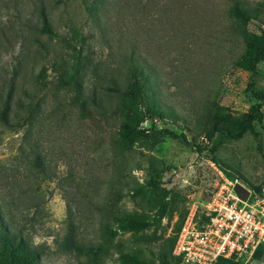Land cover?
Instances as JSON below:
<instances>
[{"label":"rangeland","instance_id":"obj_1","mask_svg":"<svg viewBox=\"0 0 264 264\" xmlns=\"http://www.w3.org/2000/svg\"><path fill=\"white\" fill-rule=\"evenodd\" d=\"M245 31L264 35V0H0V222L19 255L183 264L173 248L190 203L228 183L258 193L264 104L245 132L213 128L216 113L261 104L237 65ZM134 69L162 114L146 127L188 143L119 136ZM253 81L264 92V59ZM236 264H264V242Z\"/></svg>","mask_w":264,"mask_h":264},{"label":"built area","instance_id":"obj_2","mask_svg":"<svg viewBox=\"0 0 264 264\" xmlns=\"http://www.w3.org/2000/svg\"><path fill=\"white\" fill-rule=\"evenodd\" d=\"M234 184L192 202L181 224L173 255L183 264H215L218 259L239 263L264 242V185L258 193L245 188V202Z\"/></svg>","mask_w":264,"mask_h":264},{"label":"trees","instance_id":"obj_3","mask_svg":"<svg viewBox=\"0 0 264 264\" xmlns=\"http://www.w3.org/2000/svg\"><path fill=\"white\" fill-rule=\"evenodd\" d=\"M40 14L43 26L41 32L50 37L56 36L55 32L51 29L47 15L42 8ZM238 16L243 21H248L250 19V16L246 12H238ZM74 33L78 35L76 31H74ZM244 42L245 51L240 56L237 65L240 69L250 73V91L255 98L261 101V104L256 105L248 113L237 117H233L230 114L216 113L213 128L220 123H227L238 127L240 132H245L252 127L254 122L260 121L263 117L261 105L264 104V92L255 89L253 77L256 74L257 65L264 59V35H257L245 31ZM134 70L135 71L132 74L133 83L125 94V105L129 114L126 121L119 128V136L122 139L133 140L145 137L151 133L156 144L162 142L165 137L181 139L185 143H188L185 135H178L168 129H161L153 125H150L149 127L145 126L144 129H141V126L148 123L149 119L155 117L161 118L162 114L154 109L149 103L144 87L135 83L134 79L137 77L138 71L137 69ZM7 113L8 104L6 103L4 109L0 112V122L4 125L7 124ZM0 229L2 230L0 231V264H34L38 260L36 254L29 253L20 256L19 253L22 249V242L20 240L15 241V238L9 235L7 229L2 227L1 222ZM177 259L180 260L179 258ZM215 264H236V262L220 258Z\"/></svg>","mask_w":264,"mask_h":264},{"label":"water","instance_id":"obj_4","mask_svg":"<svg viewBox=\"0 0 264 264\" xmlns=\"http://www.w3.org/2000/svg\"><path fill=\"white\" fill-rule=\"evenodd\" d=\"M145 126L146 124L142 125L141 129H144ZM233 191L241 201L245 202L247 200L249 193L242 185L235 183Z\"/></svg>","mask_w":264,"mask_h":264}]
</instances>
